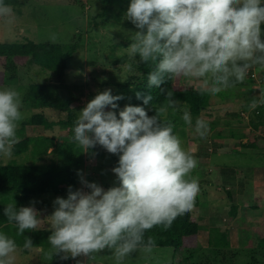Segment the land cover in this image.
Here are the masks:
<instances>
[{
	"label": "clouds",
	"instance_id": "1",
	"mask_svg": "<svg viewBox=\"0 0 264 264\" xmlns=\"http://www.w3.org/2000/svg\"><path fill=\"white\" fill-rule=\"evenodd\" d=\"M11 14V5L0 0V19L10 22ZM124 16L138 29L124 47L128 56L138 54L137 63L154 62L147 73L148 88L182 75L195 81L202 94L216 93L243 80L252 65L264 66V0H128ZM136 96L143 104L119 107L122 94L110 88L98 91L77 112L72 126L71 138L83 151L100 144L118 154L111 171L119 183L104 188L80 175L88 190L68 185L66 196H56L54 210L43 219L33 204L7 203L3 212L15 235L0 227V264H15L18 248L32 249L30 237L23 236L22 244L16 237L42 222L51 229V256L86 255L91 264L95 253L108 248L115 264H121L138 247H151L150 236L145 242L146 229L166 228L193 207L199 181L189 174L198 158L182 146L159 109L148 114L144 105L152 93L137 91ZM259 102L264 98L252 104ZM22 104L18 89L0 85V156L10 155L18 139ZM182 118L192 125L189 111ZM193 127L200 138L206 137L205 119L197 117Z\"/></svg>",
	"mask_w": 264,
	"mask_h": 264
},
{
	"label": "rangeland",
	"instance_id": "2",
	"mask_svg": "<svg viewBox=\"0 0 264 264\" xmlns=\"http://www.w3.org/2000/svg\"><path fill=\"white\" fill-rule=\"evenodd\" d=\"M19 1L21 2L20 5L11 6L13 18L10 22L0 19V41L12 43L30 39L37 43L50 42L60 45L78 43L79 50L68 63L65 80L69 84L80 85L78 91L81 94L82 106L98 91L110 88L112 93L116 94L122 92L124 84H127L129 90L133 88L134 83L138 82L141 74L138 69L140 61L136 62L139 60L138 54L134 60L128 56L127 49L124 48L132 42L131 33L138 29L124 16L127 5L119 3L120 0ZM40 70L41 68L35 64L24 68L19 67L14 79L8 81L6 77H9V74L7 75L5 70L0 67V85L15 87L21 92L23 98V117L18 123L16 142H19L23 135L27 137H56L63 142H70L68 128L56 126L47 130L40 125L25 127L21 125L23 118H27L33 113L42 112L51 121H58L66 117L65 112H60L54 108L33 109L35 111L27 108L25 100L31 84L43 82L54 84L57 82L52 72L44 73ZM248 70L254 72L256 76L251 77L248 74L243 79L242 86L223 88L219 91L221 95L216 94L212 97L211 101L220 105L215 108L216 118L210 117L209 121L204 117L209 124L206 137L200 138L194 130L189 131L186 127L189 124L186 122L183 127L176 131L182 146L198 158L197 166L189 174L199 181V191L196 194L199 197V205L197 206L198 210L197 208L194 210L195 214L207 215L210 213L209 219L214 215L219 220L212 219V221L206 220L205 222L203 220L201 222V224L204 223L200 228L199 247L202 249L210 247L208 243L209 227L217 225L221 227V230L227 231L228 236L226 234V238L234 243L230 245L233 250L241 251L243 248L240 246L248 245L250 247L254 245V248H258L260 251V254H255L256 250L249 252L251 249H248L246 254L237 253V251L232 256L229 253H224L216 256L218 264H264V250L260 248L264 235V146L249 149L241 144L247 142L254 135L264 137L263 115H261V111L259 114L255 111V108H258L256 106L262 105L264 102L256 103L254 106L252 104L253 100L260 101L264 98V66L256 64ZM180 80L182 84L189 83L198 88L195 81H189L183 76ZM219 97L222 103L218 101ZM120 101L121 99L116 103L119 104ZM245 102L251 103L249 106H252V109L243 111L246 119L242 122V118L237 116L240 113L238 107L240 103L245 104ZM124 105V103L120 104L119 107ZM230 113L236 114V117L230 118L231 121H228V125H226L224 117H229ZM252 121L260 123L258 128L250 125ZM239 144L243 147L242 149ZM234 146H240V148L233 151ZM75 147L77 153L81 154L82 157L81 166H79L80 172L77 171V181L80 188L88 190L82 184L80 175L89 181L99 183L104 188L119 183L116 174L111 171L118 161V154L107 151L100 144L93 146L94 151H83L84 149L78 143L75 144ZM240 149L246 150L241 151ZM30 153L28 151L15 155L12 150L10 155L0 156V160L3 164L41 162L37 160L36 155L32 156ZM51 160L52 155L50 154L47 161L50 162ZM60 161L63 162L64 159ZM219 166L227 171L226 174H223L222 179H220L217 168ZM237 167H239V177H242V181L246 179L245 187L242 190H238L237 187L232 189V185H230L232 172ZM251 179L252 185H250ZM56 196L58 195L46 194L35 197L39 203H48V205L40 204L38 207L42 219L54 210L53 201ZM233 196L237 200H233ZM12 197L14 194L9 193L7 200L12 199ZM1 198L3 199L5 196L2 195ZM222 202L225 203L224 206ZM234 202L238 205L236 216L244 218L241 223L242 226H245L243 236H240L238 230L232 233L227 230L229 226L233 228V226L238 225L230 219L232 218L230 208ZM243 205L250 209L244 216L240 209ZM216 208L220 209L218 216L215 213V210H218ZM248 217L251 218V222L246 221ZM37 228L49 229L47 222H42ZM218 232H216L215 238L220 239ZM220 241L222 240L218 242ZM217 247H222V245ZM227 247L229 248V246ZM48 253H50V247L32 248L30 251L19 250L16 253L15 264H76L77 260L88 264L86 255H78L77 257L69 255L67 258H61L62 253H53L52 256ZM172 254L173 248L170 247H138L125 257L121 264H172ZM223 257H226V262L229 263L221 262L220 259ZM91 264H115L111 249L99 250L95 253Z\"/></svg>",
	"mask_w": 264,
	"mask_h": 264
},
{
	"label": "trees",
	"instance_id": "3",
	"mask_svg": "<svg viewBox=\"0 0 264 264\" xmlns=\"http://www.w3.org/2000/svg\"><path fill=\"white\" fill-rule=\"evenodd\" d=\"M6 2L11 6L21 4L19 0H6ZM119 3L128 5V0H120ZM79 47L78 43L60 45L50 42L37 43L30 39L12 43L0 41V67L5 70L7 75L9 74V77H6L8 81L14 79L19 67L24 68L33 64L39 66L41 72H52L57 80L54 84L50 82L31 84L25 100L27 108L35 111L33 109L38 110L48 107L66 113V117L58 121L49 120L42 112L33 113L27 118L24 117L21 125L23 127L40 125L47 130L60 126L64 129L68 128L70 132V142L67 141V143L56 137H27L23 135L22 139L12 146L15 155L30 151L32 156H37V160L41 161L40 163L19 164L10 162L3 164L0 160V227L12 235H15V228L7 222L3 212L7 203H14L15 201L17 206L33 204L38 210L40 204L48 205V203H39L35 200L36 196L46 194L66 196L68 185L71 184L73 188L79 187L77 170L81 166L80 160L82 157L81 154L77 153L75 147L77 143L71 137L73 122L78 115L77 112L83 106L81 94L78 91L80 85L69 84L65 80L68 63L78 52ZM152 67H154V62L140 61L138 66L141 73L139 80L133 84L132 89L128 90L127 84L122 86V92L120 91L122 98L118 106L123 103L143 104V100L137 98L136 92L140 91L143 96L150 91L152 100L149 104L144 105L148 110V114L152 115L156 109H159L160 118L171 121L175 132L178 128L184 126L185 121L182 116L186 110L190 112L192 117V125L186 126L189 131L194 130L193 125L197 117L203 119L206 117L207 120L210 117L216 118L215 108L220 104H214L211 100L214 95H221V92L202 94L193 84H182L180 80L182 75L168 77L160 86L148 88L147 73L151 71ZM242 84L243 80H240L230 87H239ZM173 99L176 100L174 105L170 104V100ZM218 101H222L220 97ZM250 104L240 103L241 107H238L240 113L237 116H242L243 111H250L252 109V106H249ZM256 107L258 108H255V111L258 114L261 111L264 118V103ZM230 115L236 117V114L230 113ZM251 124L254 128H258L260 123L252 121ZM262 145L264 146V137L260 135H254L244 143V146L249 149L251 147H262ZM94 150L93 146L89 149V151ZM50 154L52 160L48 162L47 158H50ZM62 159H64L63 162L60 161ZM9 193L14 194V197L7 200ZM2 195L5 198L2 199ZM198 205L199 197L196 195L193 207L174 218L168 227L154 225L146 229L144 233L145 242L150 236L152 238L151 247L173 248L172 264H218L216 256L224 253H229L230 256L234 255L238 250L235 251L230 247L232 243L230 239L226 238L227 231L221 233L214 229L209 240L210 247L207 249L199 247L200 222L194 211ZM237 209V206L233 204L230 208V216L234 217ZM50 231L51 229L45 228L25 229L22 235L16 237L17 243L22 244L23 236H28L34 244L33 248L50 247L47 241ZM216 232L220 235V239L215 238ZM219 240L222 241L218 242ZM218 245H222V247H217ZM226 246H229V248H226ZM260 248L264 250V235ZM19 250L30 251L29 249L18 248L17 252ZM252 251H255V254H260L258 248H253L249 252ZM237 253L246 254V250H239ZM220 260L229 263L226 262V257Z\"/></svg>",
	"mask_w": 264,
	"mask_h": 264
},
{
	"label": "crops",
	"instance_id": "4",
	"mask_svg": "<svg viewBox=\"0 0 264 264\" xmlns=\"http://www.w3.org/2000/svg\"><path fill=\"white\" fill-rule=\"evenodd\" d=\"M232 117H234V116H232V115H229V117H227V116H225L224 117V123L226 124V125H228V121H231V119L230 118H232ZM239 118H242L241 120H242V122H244V120L246 119V116L243 114L242 116H240ZM248 120V119H247ZM250 123V122H249ZM251 126H252V124H250ZM225 126V125H224ZM227 139V138H226ZM242 139V138H241ZM243 146H244V143H241ZM241 144H239L240 146H241ZM240 146L238 147V146H234V148L235 149H233V151L234 150H236L237 148H240ZM245 147V146H244ZM243 147L241 146V149H242ZM240 149V150H241ZM239 150V151H240ZM246 150V149H245ZM245 150H241V151H245ZM240 151V152H241ZM243 153V152H242ZM210 161V160H209ZM218 168V170H219V175H220V179H222L223 178V174H226L227 173V171L223 168V167H221V166H219V167H217ZM238 171H239V167H237V168H235L234 170H233V172H232V177L230 178V182H231V184L230 185H232V189H233V187H237L238 188V190H242L244 187H245V183H246V179H244L245 181H242V177H239V173H238ZM244 171V170H243ZM257 172H259V170H257ZM244 173H245V171H244ZM242 174H243V172H242ZM213 177V176H212ZM221 182V181H220ZM251 182H252V179L250 180V185H252L251 184ZM264 184V183H263ZM257 186V185H256ZM250 188H252V187H250ZM256 190H257V187H256ZM213 195H214V193H213ZM233 200H237L236 199V197L235 196H233ZM236 202V201H235ZM235 202H234V204H235ZM224 202H222V205L224 206ZM221 205V206H222ZM237 207H238V205L237 204H235ZM254 205V204H253ZM216 209H218V210H215V213H216V216H218V212H219V208H216ZM241 210H242V215L244 216V215H246V212H248V210H250L249 208H247L246 206H242L241 208H240ZM197 210H198V208H197ZM237 213V212H236ZM250 214H252V213H250ZM197 216H198V218H199V224H200V228L202 227V224L204 223H202L201 224V222L204 220L205 222H206V220L207 221H212V219H214L215 221H219L218 220V218H216L214 215L212 216V218L211 219H209V217H210V213H208L207 215H199V214H196ZM231 219V221H233L234 223H237L238 225H236V226H233V228H231V226H229V227H227V230H230L231 231V233L232 232H235L236 230H238V231H240V236H243V234H244V228H245V226H242L241 225V223L243 222L242 221V219L244 220V218L243 217H241V216H234V217H232V218H230ZM246 221H252L251 220V218L250 217H248L247 219H246ZM221 227H219V226H217V225H212L211 227H209V239H208V243L210 244V236H211V233H212V231L214 230V229H217V231H219V232H221V233H223V232H225L226 230H221L220 229ZM231 229H233V230H231ZM231 233H230V235H231ZM241 239H242V237H241ZM246 242V241H245ZM234 243H232V245H233ZM247 246L248 245H246V246H240L241 248H243L242 250H248V249H253L254 248V245H251L250 247L248 246V248H247Z\"/></svg>",
	"mask_w": 264,
	"mask_h": 264
},
{
	"label": "built area",
	"instance_id": "5",
	"mask_svg": "<svg viewBox=\"0 0 264 264\" xmlns=\"http://www.w3.org/2000/svg\"><path fill=\"white\" fill-rule=\"evenodd\" d=\"M248 74H249L251 77H255V76H256V75L254 74V72H251V71H249V70H248V72H247V75H248ZM256 79H257V78H256Z\"/></svg>",
	"mask_w": 264,
	"mask_h": 264
}]
</instances>
